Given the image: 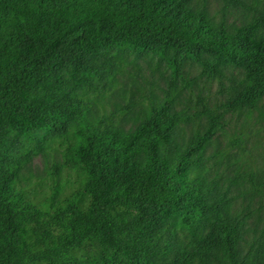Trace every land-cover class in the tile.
<instances>
[{
  "label": "trees",
  "instance_id": "16d2710c",
  "mask_svg": "<svg viewBox=\"0 0 264 264\" xmlns=\"http://www.w3.org/2000/svg\"><path fill=\"white\" fill-rule=\"evenodd\" d=\"M206 1L0 0V264H264V228L239 259L248 215L232 194L264 196V173L242 164L219 174L225 152L211 163L206 151L221 115L206 97L189 116L206 117V132L188 145L174 136L179 83L193 81L171 50L208 78L245 66L243 92L221 108L253 112L264 97V10L235 37ZM143 54L171 79L158 108L125 131L133 105L106 113L101 101L123 86L127 56ZM236 147L246 152L239 137L226 152ZM53 153L50 192L22 186L31 161Z\"/></svg>",
  "mask_w": 264,
  "mask_h": 264
},
{
  "label": "rangeland",
  "instance_id": "374dc122",
  "mask_svg": "<svg viewBox=\"0 0 264 264\" xmlns=\"http://www.w3.org/2000/svg\"><path fill=\"white\" fill-rule=\"evenodd\" d=\"M241 2L246 7L229 4L225 0L206 1L207 11L216 23L224 24L228 33L235 37L256 23L258 15L255 9L264 10V0H241ZM168 55L178 61L183 77L189 82L193 81L191 89L179 83L180 93L173 109L185 120L174 130L176 142L188 145L197 132L201 135L206 132L209 126L206 117L201 120L189 117L196 109L201 108L197 105L196 97L198 95L206 97L209 107L221 115V127L216 129L206 151V155L211 157V163L215 162L214 153L225 152L223 163L215 165L219 174L224 178L233 177L242 164L244 167L245 165L255 166L264 173V97L253 112L249 111V107H242L239 110L221 108L243 92L247 73L245 66L231 64L223 70V75L208 78L203 74L202 64L181 58L175 54L174 50H171ZM200 56L204 63H208L211 58L209 52L202 53ZM127 61L129 62L128 72L123 86L101 101L100 108V111L112 113L118 106L132 104V113L119 119L120 126L125 131L135 129L139 119L141 118L140 121H142L147 110L158 108L165 98L172 74L169 66L165 62H159L155 55L143 54L140 57L128 55ZM128 87L127 92H123V88ZM238 137L244 140L246 152H242L237 147L231 149V152H226L230 140ZM59 162L60 158L56 153L38 155L24 169L22 186L33 185L40 196L48 194L52 186L49 175ZM232 194L237 197L235 211H239L241 215H248L245 240L239 245L241 260L255 236H258L264 228V196L255 195L251 198L239 187H234Z\"/></svg>",
  "mask_w": 264,
  "mask_h": 264
}]
</instances>
